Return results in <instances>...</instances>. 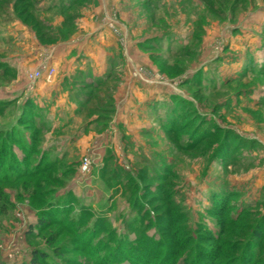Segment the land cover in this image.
<instances>
[{"label":"rangeland","instance_id":"obj_1","mask_svg":"<svg viewBox=\"0 0 264 264\" xmlns=\"http://www.w3.org/2000/svg\"><path fill=\"white\" fill-rule=\"evenodd\" d=\"M95 1L0 0V264L35 252L44 264H131L118 250L144 241L158 243L152 264H264V0H108L107 35L87 42L116 51L119 39L127 54L126 32L154 70L149 101L123 109L120 129L103 99L128 67H112L109 87L70 91L76 111L30 80L32 25L105 7ZM206 248L221 258L201 262Z\"/></svg>","mask_w":264,"mask_h":264},{"label":"crops","instance_id":"obj_2","mask_svg":"<svg viewBox=\"0 0 264 264\" xmlns=\"http://www.w3.org/2000/svg\"><path fill=\"white\" fill-rule=\"evenodd\" d=\"M99 1H101L99 4H103L104 2V8H99V11L98 8H91L89 12H82L80 17H76L77 19H73L70 23H67L66 16L64 15H61V17L51 23L47 22L51 25L49 26L51 29L56 30L57 33H61L59 35L52 30V36L57 37L53 43L43 44L39 41L35 33L32 34V40L36 41L32 42V44L36 45L33 49L38 51L33 57L36 59V62L33 68L30 69V73H35L47 63L49 67L55 70V74L51 79H48L46 74H44L38 80L36 83V94L41 97L53 98L55 104L54 109H57V107H65L67 110L76 111L83 100L79 98L71 101L69 97L70 91L75 90V88L78 90L85 89L87 84H91L96 79H101L104 76L106 77L112 67L117 64H121L123 70L128 67L129 70H132V73L126 74L125 72L123 83H121V86L111 96V104L115 109L114 116L110 117L111 128L118 121L116 125L120 129L126 123L125 117L122 115L123 109H132L134 106L133 102L138 98L141 101L142 99L146 102L149 101L148 94L150 95L151 91H149L150 86L146 79L150 72L154 74V70L151 68L149 56L139 48V45L135 47L132 45L133 40L127 36L126 32L124 34L126 36L125 44L127 46V54H125V50H120L121 44L119 42L121 40L119 39L113 42L119 48L116 51H112L113 49L111 47L109 49L107 48L108 50L106 51V48L103 49L99 46V42H87V39L93 37V35L96 34L97 37L96 32L98 30L101 35L104 34L103 39L107 35L106 31L102 32L105 26L102 23V17L108 14L109 1ZM105 1H107V4ZM117 27L120 28L118 22ZM65 31H69V33H66L67 37H62L65 35ZM75 97L77 98V96ZM103 136L105 134L93 133V135L90 134L87 137V140L103 139Z\"/></svg>","mask_w":264,"mask_h":264},{"label":"trees","instance_id":"obj_3","mask_svg":"<svg viewBox=\"0 0 264 264\" xmlns=\"http://www.w3.org/2000/svg\"><path fill=\"white\" fill-rule=\"evenodd\" d=\"M22 2V4H24V1H21ZM28 7H30V5H27L26 4V8L28 9ZM29 11V10H28ZM29 16V15H28ZM28 18V17H27ZM27 18H25V19H22V21L23 22H26L27 23V21H29ZM73 19L74 18H72V17H70V16H66V21H67V23L71 20V22L73 21ZM33 27H32V29L35 31V33H36V36L38 37V39H39V41L40 42H42L43 44H47V43H53V42H55L56 41V39H57V37H54V36H52V34H51V29H50V27L49 26H47L46 28H43L41 25V28L38 26V25H32ZM41 31H43V33L41 32ZM144 47L143 48H145V47H149L148 45H146V44H144L143 45ZM170 76H172V74H170ZM112 78H113V75L111 74V71H109V73L106 75V77L105 78H103V79H96L93 83H91V84H87L85 87V89H90V90H98V89H101V88H103L104 86L105 87H109L108 86V82L110 81V80H112ZM111 96L112 95H110V96H108V97H106V98H104L103 99V101L105 100L106 102L109 100V101H111ZM89 99H91L90 97H89ZM91 100H88L87 102H86V104L88 103V102H90ZM85 104V105H86ZM33 108V106H29V108ZM110 118V117H109ZM5 156L4 157H2V161H4L5 160ZM46 167H47V164H44L43 165V167L41 168V170H45L46 169ZM40 171V170H39ZM44 172V171H43ZM42 222H44V220L42 221ZM233 223V222H232ZM222 236H223V233L221 232V237L220 238H222ZM221 240V239H220ZM218 242V241H217ZM208 243H209V245H211L212 243H214L212 240H208ZM220 243H221V241H220ZM156 244H158V243H156V242H153V243H151V245L147 242V241H144L143 243H140V244H133V245H131V246H129L128 248H124V247H122V248H120L119 250H118V253L119 252H122V251H125L128 255L125 257V258H123V259H121L122 261L124 260H128L129 262H131V264H140V263H142L143 261H146V262H144L145 264H152L151 262H152V259H154V257L156 258V256L159 254V253H161L160 251H158V250H156V251H153L152 250V247L153 246H155ZM223 244V243H222ZM174 246H175V251L173 252V254L171 255V257H170V254L169 255H167L166 257H165V259H167V258H169L170 259V261L172 262V261H177L176 259H178L177 257L179 256V254H178V250H179V248H181L182 249V247H179V243L178 242H174ZM223 246H225V248L226 247H228L229 245H227L226 243H224L223 244ZM162 248V246L160 245L159 246V248ZM177 247V248H176ZM210 247L211 246H209V248L208 249H210ZM184 249V248H183ZM207 248H206V250H203V252L202 251H200L199 253V256L200 257H202L201 259H200V261L202 262L203 261V259H205V261H208L209 263H213V261L212 260H210V259H213V258H215V257H217V259H220L221 258V255H217L216 256V254L215 255H211L214 251H212V252H209V250H208ZM138 250H140L141 252L140 253H142L144 256L143 257H140V256H137L136 255V253H137V251ZM187 254H190V252H187ZM121 255H123V254H121ZM146 255V256H145ZM192 255V254H191ZM190 255V256H191ZM193 256V255H192ZM191 256V257H192ZM121 260H119V262H121ZM143 260V261H142ZM198 264H201L197 259L195 260ZM46 262V255H44V254H41V253H38V252H35V255L33 256V258H32V264H44ZM192 264H194V263H192Z\"/></svg>","mask_w":264,"mask_h":264},{"label":"built area","instance_id":"obj_4","mask_svg":"<svg viewBox=\"0 0 264 264\" xmlns=\"http://www.w3.org/2000/svg\"><path fill=\"white\" fill-rule=\"evenodd\" d=\"M44 74H46L48 79H51L55 74V70L49 67L47 63H45L44 66L40 70L36 71L30 76V80L33 83L32 85H34L36 81L40 80L44 76ZM81 169L85 173L90 172L91 160L89 158L83 159Z\"/></svg>","mask_w":264,"mask_h":264}]
</instances>
